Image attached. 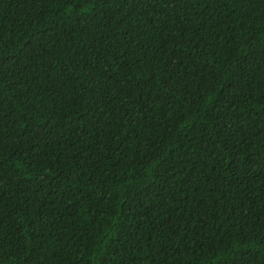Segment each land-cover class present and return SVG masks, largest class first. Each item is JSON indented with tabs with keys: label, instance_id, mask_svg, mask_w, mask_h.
<instances>
[{
	"label": "trees",
	"instance_id": "obj_1",
	"mask_svg": "<svg viewBox=\"0 0 264 264\" xmlns=\"http://www.w3.org/2000/svg\"><path fill=\"white\" fill-rule=\"evenodd\" d=\"M0 264H264V0H0Z\"/></svg>",
	"mask_w": 264,
	"mask_h": 264
}]
</instances>
